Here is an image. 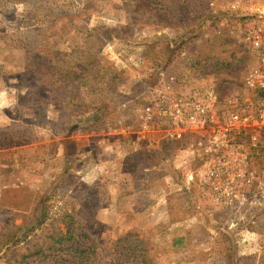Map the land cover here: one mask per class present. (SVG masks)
Wrapping results in <instances>:
<instances>
[{"label": "rangeland", "instance_id": "obj_1", "mask_svg": "<svg viewBox=\"0 0 264 264\" xmlns=\"http://www.w3.org/2000/svg\"><path fill=\"white\" fill-rule=\"evenodd\" d=\"M161 1L0 0V264H45L65 213L95 264H264V130L171 137L161 111L250 98L264 0Z\"/></svg>", "mask_w": 264, "mask_h": 264}, {"label": "built area", "instance_id": "obj_2", "mask_svg": "<svg viewBox=\"0 0 264 264\" xmlns=\"http://www.w3.org/2000/svg\"><path fill=\"white\" fill-rule=\"evenodd\" d=\"M256 13L257 17L251 16V21L246 23L244 32V39L255 57V64L247 71L243 82L252 93L250 98L243 101L238 94L233 95L228 98V108L225 109L219 94L209 87L196 90L188 97L170 99L161 111L168 114L175 124L171 137H181L183 132L193 131L217 145L222 142L219 138L222 135H239L245 133L246 128L264 130V10ZM221 105L224 108L223 119L219 115ZM146 111L150 115L151 107H146ZM221 120H224L223 123ZM251 145L254 146L255 142ZM249 149L242 145L244 158L249 155Z\"/></svg>", "mask_w": 264, "mask_h": 264}, {"label": "trees", "instance_id": "obj_3", "mask_svg": "<svg viewBox=\"0 0 264 264\" xmlns=\"http://www.w3.org/2000/svg\"><path fill=\"white\" fill-rule=\"evenodd\" d=\"M150 0H145V2ZM153 5H157L159 10L168 11L167 7L162 3L161 0L152 1ZM184 46L183 43H180L177 47L182 48ZM183 51L182 49L177 50V52ZM67 83H72V80H67ZM65 218L69 220L66 226H64V231L56 230L57 232H53L47 239L44 241L45 249H39L36 253L41 254L44 258L42 260H46L45 264H95L94 259L91 258L93 246H91L87 241H84L87 235L83 231V229L79 228V226H75L76 222L72 221V214L65 213L63 214ZM78 225V224H77ZM1 236V234H0ZM16 236V233L13 234L12 239ZM10 237L7 241H10ZM2 246H0L1 248ZM44 250L48 252L45 253ZM138 252V256L142 255L140 250H134ZM38 254V255H39ZM141 258V262H142ZM40 260V259H38ZM41 260V261H42ZM140 262V263H141Z\"/></svg>", "mask_w": 264, "mask_h": 264}]
</instances>
